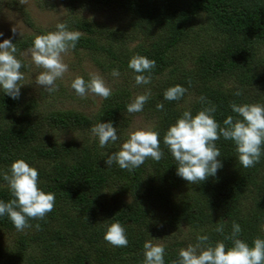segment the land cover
<instances>
[{
	"label": "trees",
	"instance_id": "16d2710c",
	"mask_svg": "<svg viewBox=\"0 0 264 264\" xmlns=\"http://www.w3.org/2000/svg\"><path fill=\"white\" fill-rule=\"evenodd\" d=\"M60 2L67 10L62 22L68 30L83 34L71 51L84 50L103 73L129 68L137 54L155 60L156 67L148 85H137L133 71L127 77L133 85L119 82L112 88L113 95L102 99L91 115L58 107L63 98H73L60 84L50 101L44 94H29L25 79L16 100L0 89V200L13 198L3 176L10 174L18 159L38 170L39 187L54 192L56 200L44 220L30 221L32 235L18 239L21 252L34 242L41 244V264H143L144 243L161 236L167 242L165 264H172L179 250L195 244L198 235L209 236L213 245L223 241L231 248L225 236L230 235L233 222L241 226L239 238L250 246L256 238L264 239V155L255 167L243 168L234 142L221 137L215 143L222 169L200 184H189L177 175L176 161L163 143L166 131L184 111L195 116L215 105L214 117L223 126L229 115L236 116L231 102L264 104V0ZM89 9L108 11L119 22L112 27L96 24L82 16ZM19 10L33 29L30 14ZM41 34L46 32L11 38L25 77L29 65L21 52ZM176 85L188 91L180 100H165L164 92ZM149 89L151 98L139 114L149 118L151 128L160 133L163 158L159 162L148 158L133 171L116 163L108 168L105 159L120 150L118 140L123 139L133 115L126 106ZM237 91L243 94L235 96ZM201 96L211 104L201 103ZM161 103L163 110H157ZM109 121L119 139L101 148L98 138L89 135L90 129ZM62 134L73 137L62 142L58 139ZM115 222L127 230V247H114L104 240L108 226ZM181 222L190 228L188 236L172 234ZM37 223L40 230L35 228ZM219 224L225 225L223 234L214 230ZM0 229L16 230L7 216L0 217ZM57 247L58 251L51 249Z\"/></svg>",
	"mask_w": 264,
	"mask_h": 264
},
{
	"label": "clouds",
	"instance_id": "9594fccd",
	"mask_svg": "<svg viewBox=\"0 0 264 264\" xmlns=\"http://www.w3.org/2000/svg\"><path fill=\"white\" fill-rule=\"evenodd\" d=\"M19 3L24 5L27 0H19ZM12 32L15 35L16 29L13 28ZM2 35L3 33H0V36ZM82 35L79 31L68 30L66 22H60L56 24L55 31L35 36L32 47L22 53L28 56L37 68L43 69L36 75L35 83L43 86L44 91L49 94L58 91L56 81L62 79L69 71L64 57L76 48ZM16 53V44L12 43L11 38L0 43V89L13 100L20 97V89L24 86L20 82L25 79L21 71L24 64L17 58ZM128 67L137 73L134 77L137 85H148L151 83L150 73L156 67V61L137 54L130 59ZM146 72L149 75H144ZM111 75L119 78L121 73L115 68ZM89 77L86 81L82 76H76L72 81L71 88L79 97L93 95L107 100L113 95L112 88L100 74L92 72ZM187 91L188 89L181 85L170 87L164 92V99L180 100ZM242 94L241 91L234 93L235 96ZM150 98V89L137 95L126 106L127 112H142ZM199 100L201 103L211 104L204 96L199 97ZM229 106L236 116L229 115L224 119L223 126L214 117L216 106L211 105L200 110L195 116L190 110L184 111L181 118L166 131L163 143L176 161L177 175L189 184H200L209 177L216 176L218 170L222 169L223 164L218 159L221 152L215 143L221 137L234 142L239 163L243 168L255 167L264 155V104H237L233 101ZM156 107L157 110H163L164 105L161 103ZM90 130L98 138L101 148L119 139L117 128L113 127L111 121L98 122ZM160 144V133L152 128L132 131L119 151L107 155L105 164L110 168L116 163L121 169L133 171L148 158L159 162L164 155ZM3 179L7 181L13 198L8 202L0 200V217L7 216L17 231L32 228L31 220H44L54 210L55 193H46L39 187L38 170L25 160L18 159L13 162L10 174L5 173ZM231 227L230 235L225 236V240H231V248L223 241H217L213 245L209 243V236L198 235L195 244H189L179 250L178 259L172 264H264V239L258 237L250 246L239 238L241 226L233 222ZM35 228L40 230V224L37 223ZM214 230L223 234L225 225L219 224ZM104 240L120 248L129 244L127 230L120 222L108 226ZM143 249V264H165L164 244L148 240Z\"/></svg>",
	"mask_w": 264,
	"mask_h": 264
},
{
	"label": "rangeland",
	"instance_id": "374dc122",
	"mask_svg": "<svg viewBox=\"0 0 264 264\" xmlns=\"http://www.w3.org/2000/svg\"><path fill=\"white\" fill-rule=\"evenodd\" d=\"M0 2V33H3V35L0 36V43H3L5 39L32 35L35 31L43 30L46 33L55 31L56 24L62 22L67 15V10L63 7L60 0H27V3L24 5H21L19 0H0ZM7 3H10L11 5H8ZM22 8L30 14V19L34 24V30L26 25L22 12L19 10ZM82 16L96 24L109 27L117 25L119 22L118 18L112 13L96 9L83 11ZM13 28L16 29L15 35L12 32ZM24 52L26 51L21 52V58L29 65V71L25 77V84L26 87L28 86V93L34 95L44 94L47 101H50L54 97V92L49 94L44 91L43 86H38L35 83L36 75L43 69L37 68L28 56L22 55ZM64 62L68 64L69 71L65 73L62 79H58L56 83L60 84L63 90H69L73 95V98H67L65 100H63V98L62 104H58V107L62 109H71L82 112L86 115H91L100 107L102 101L101 98L93 95L81 98L76 93L72 92L73 89L71 88V83L76 76H82L87 81L90 78L89 73H98L111 88H114L119 82L122 84L126 83L129 86H132L134 83L131 79L127 78L133 74V70L124 67L120 70L121 75L119 78H115L111 73H103L102 70L96 66L94 60L89 57L84 50H79L78 52L70 51L64 57ZM151 127L152 123L149 118H146L143 114L134 113L130 118L129 124L125 128L123 139L118 140L119 149L122 143L126 142L129 138L130 132ZM89 135L93 136L92 133H89ZM81 136L82 135H79L77 137L81 138ZM72 137L73 134H62L58 139L62 142H66ZM4 171L8 172V170ZM187 232H191L190 228H187L186 225L181 222L178 225L177 232L173 231L172 234L183 237L184 235H187ZM31 235L32 233H30V230L28 229H25L22 232L17 230L8 231L0 229V264H6V262L41 264V262L38 261V252L39 249H41V244L30 242L26 250L22 252L18 247V239L20 237ZM152 242L162 243L164 245L167 243L165 242L164 237L161 236L160 239L154 238ZM51 249L58 251L59 247Z\"/></svg>",
	"mask_w": 264,
	"mask_h": 264
}]
</instances>
